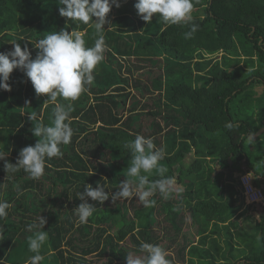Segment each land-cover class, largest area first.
I'll return each instance as SVG.
<instances>
[{"label": "trees", "instance_id": "obj_1", "mask_svg": "<svg viewBox=\"0 0 264 264\" xmlns=\"http://www.w3.org/2000/svg\"><path fill=\"white\" fill-rule=\"evenodd\" d=\"M135 2L120 0L107 17L104 59L72 102L74 134L62 154L46 160L39 179L23 169L7 175L0 161V201L10 204L0 218L2 264L33 255L28 225L41 216L48 240L40 264H126L127 253L143 255L142 242L159 245L170 264H264V215L251 223L241 181L249 174L264 184V148L256 145L264 136L252 139L264 127V0H193V21L182 25L155 17L147 24ZM59 7L58 0H0V52L21 43L35 59L34 44L65 29L92 46V22L68 21ZM192 23L198 30L186 39ZM9 84L11 91L0 90V151L15 164L38 139L30 115L50 125L55 105H45L19 69ZM138 134L164 152L159 166L179 190L167 198L156 192L147 208L135 195L97 202L77 226V194L97 182L117 191L131 159L124 145Z\"/></svg>", "mask_w": 264, "mask_h": 264}, {"label": "clouds", "instance_id": "obj_2", "mask_svg": "<svg viewBox=\"0 0 264 264\" xmlns=\"http://www.w3.org/2000/svg\"><path fill=\"white\" fill-rule=\"evenodd\" d=\"M58 4L60 16L68 21L84 25L92 22L94 44L86 46L82 32H69L65 29L50 31L38 40L34 44L38 50L35 59L27 46L21 47V43H13V49L7 53L0 52V90L11 91V74L19 69L31 82L37 97L46 96L44 104L55 105L50 125L36 122V116L30 115L29 119L34 125L30 131L38 139L34 145L19 151L15 164L8 162L6 153L0 151V161H5L4 171L7 175L23 169L31 178L39 179L44 174L46 160L61 155V145L71 143L74 134L70 126L71 113L74 111L72 102L78 100L86 91V86L94 82L93 71L104 59L107 47L104 35L107 17L113 6H121L120 0H58ZM134 7L138 16L147 24L154 17L168 25L193 21V0H136ZM197 30L198 25L192 23L190 30L184 34L185 38L190 39ZM58 97L68 103H57ZM226 127L231 128L232 125L227 124ZM124 148L128 149L131 156L126 179L120 182L119 189L113 193L107 192L100 182L95 187L85 184L84 190L77 194L81 203L73 210L77 226L88 223L97 202L104 204L110 199L115 202L135 195L147 208L154 204L150 198L156 192L167 198L175 186L176 178L166 177L164 173L167 169L159 166L165 154L161 150H154L152 138L138 134ZM153 170L160 179L149 180ZM9 207L8 202L0 201V218L7 216ZM46 224L47 220L41 216L28 225V230L33 233L28 237V250L33 255L28 257L25 264H40L43 260L41 250L48 240V231L42 229ZM138 250L143 255L127 253L126 264H170L166 251L159 245L142 242Z\"/></svg>", "mask_w": 264, "mask_h": 264}, {"label": "built area", "instance_id": "obj_3", "mask_svg": "<svg viewBox=\"0 0 264 264\" xmlns=\"http://www.w3.org/2000/svg\"><path fill=\"white\" fill-rule=\"evenodd\" d=\"M241 181L247 205L264 209V189L256 186L249 174L242 176Z\"/></svg>", "mask_w": 264, "mask_h": 264}, {"label": "rangeland", "instance_id": "obj_4", "mask_svg": "<svg viewBox=\"0 0 264 264\" xmlns=\"http://www.w3.org/2000/svg\"><path fill=\"white\" fill-rule=\"evenodd\" d=\"M109 24V21L107 19V23L105 24V27H107ZM126 74V73H125ZM263 93V90H260L259 91V94L261 95ZM261 136H264V127L258 131L256 134H254L252 136V139L253 140H257L258 137H261ZM259 144L260 148H264V143L263 144H260V143H256V145ZM255 148V147H254ZM256 149V148H255ZM260 152H261V149H260ZM259 182L261 181L260 178H258ZM257 184V183H256ZM263 188H264V184H262ZM177 190H179V185L176 183L175 186H174ZM247 204V203H246ZM251 215V223H255V222H258L260 221L261 219V216L264 215V210L262 208H257V207H253L250 208L249 210V213ZM245 224H248V223H245ZM243 225V224H242Z\"/></svg>", "mask_w": 264, "mask_h": 264}, {"label": "crops", "instance_id": "obj_5", "mask_svg": "<svg viewBox=\"0 0 264 264\" xmlns=\"http://www.w3.org/2000/svg\"><path fill=\"white\" fill-rule=\"evenodd\" d=\"M260 186L263 187L262 184Z\"/></svg>", "mask_w": 264, "mask_h": 264}]
</instances>
